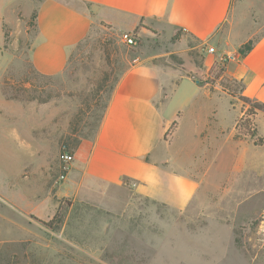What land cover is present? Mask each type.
Returning <instances> with one entry per match:
<instances>
[{
  "label": "rangeland",
  "instance_id": "obj_1",
  "mask_svg": "<svg viewBox=\"0 0 264 264\" xmlns=\"http://www.w3.org/2000/svg\"><path fill=\"white\" fill-rule=\"evenodd\" d=\"M43 1L21 0L22 10L4 26L0 264H264V173L249 162L241 165L229 143L204 150L191 145L187 129L182 135L172 162L182 169H188L184 162L193 165L186 151L191 145L190 153L206 154L207 178L184 211L83 181L80 163L98 132L109 86L137 59L164 55L172 47L153 35H139L138 44L128 47L121 33L103 26L74 49L62 74L40 75L31 66L30 49L36 35L34 15ZM221 34L229 35V46H240L237 53L263 37L264 0H234ZM156 59L213 85L222 81L217 67L226 64L215 62L207 72L199 48ZM188 92L183 84L171 107L181 105ZM221 105L228 131L239 112L249 109L227 95ZM64 151L74 155L66 180L61 179ZM56 215L63 223L51 229L45 223Z\"/></svg>",
  "mask_w": 264,
  "mask_h": 264
},
{
  "label": "crops",
  "instance_id": "obj_2",
  "mask_svg": "<svg viewBox=\"0 0 264 264\" xmlns=\"http://www.w3.org/2000/svg\"><path fill=\"white\" fill-rule=\"evenodd\" d=\"M20 1L0 0V59L4 26L22 10ZM233 1L44 0L40 3L30 49L31 66L40 75L62 74L74 49L92 30L103 26L124 33L135 31L142 24L138 32L141 37L153 35L172 47L164 55L137 59L116 85L96 137L80 163L83 181L119 192L129 191L136 197L184 211L207 181L203 169L206 154L190 153L191 145L211 150L225 148L229 143L241 165L249 162L260 174L264 173V144L255 146L252 139L236 131L243 113L239 112L228 131L221 99L231 95L219 82L213 85L206 79H194L156 61L165 55H189L195 48L203 52L212 47L218 54L229 57L224 65L225 77L243 82L244 96L264 103V36L242 57L237 53L240 46H229V35L221 34L230 20ZM178 32L181 39L173 42ZM216 56L204 54L207 72L218 61ZM183 84H187L189 92L181 105L172 108L170 102ZM175 121L179 122L178 127L166 139ZM255 123L258 137L264 139V130L260 128V125L264 127V113H258ZM186 129L187 140L191 141L186 151L193 165L184 162L188 169H182L174 165L171 154ZM248 151L253 156L249 157Z\"/></svg>",
  "mask_w": 264,
  "mask_h": 264
},
{
  "label": "trees",
  "instance_id": "obj_3",
  "mask_svg": "<svg viewBox=\"0 0 264 264\" xmlns=\"http://www.w3.org/2000/svg\"><path fill=\"white\" fill-rule=\"evenodd\" d=\"M34 19H37V13L36 15H34ZM143 25L140 24L139 27L137 28V30H135L133 33L135 34H139V29L142 28ZM7 39V37H5V40ZM181 39V34L180 32H178L172 39L173 42H178ZM254 43L253 42H249L244 48H241L238 52V54L242 57H244L245 55H247L253 48ZM225 66H221L219 65L217 67V77L222 78V81L219 82L220 86L224 89V91H226L229 95L238 98L239 100H241L245 105L249 106V109L246 110V112H243V116L238 120L237 124H236V131L237 133L242 136V137H246V138H250L254 141V145L255 146H262L264 144V139L258 137V133H257V125L255 123V119L258 115L259 112L264 113V103L258 102V101H254L250 98H247L246 96H244V90H245V84L241 81L235 80V79H230L228 77H225ZM127 72L124 71L117 79H115V81L111 84V86H109L107 93H108V102L105 105L102 115L99 118V126L100 127L107 108H108V104H109V100L111 97L112 92L114 91L116 85L118 84V82L121 80L122 76ZM207 83H209V81H207ZM179 122L175 121L171 128L169 129V131L166 133V139L168 136H170L173 132H175V130L178 127ZM63 223V219L61 217H59V215L54 218V220H52L49 223H45L49 228L54 229V224L55 225H61Z\"/></svg>",
  "mask_w": 264,
  "mask_h": 264
},
{
  "label": "built area",
  "instance_id": "obj_4",
  "mask_svg": "<svg viewBox=\"0 0 264 264\" xmlns=\"http://www.w3.org/2000/svg\"><path fill=\"white\" fill-rule=\"evenodd\" d=\"M132 32H124L121 33V41L128 47H134L138 44V40H139V34H135ZM204 54H208V55H218V64H225V62L227 63L228 58L224 57L225 55L223 54H218L217 51L214 48H206L203 50ZM61 159L65 164L64 167V175H62L61 179L62 180H66L68 177V173H69V168L70 165L72 164V162L74 161V155L64 151L61 155ZM260 234L262 235L263 239H264V215L262 217V220L260 221Z\"/></svg>",
  "mask_w": 264,
  "mask_h": 264
}]
</instances>
